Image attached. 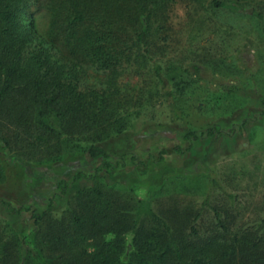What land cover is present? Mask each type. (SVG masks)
Wrapping results in <instances>:
<instances>
[{
    "label": "trees",
    "instance_id": "16d2710c",
    "mask_svg": "<svg viewBox=\"0 0 264 264\" xmlns=\"http://www.w3.org/2000/svg\"><path fill=\"white\" fill-rule=\"evenodd\" d=\"M245 1L216 0L214 6L255 15L264 26L263 15ZM173 2L0 0L3 152L38 165L71 155L99 162L94 174L80 171L71 181H59L45 204L0 200V264H218V252L228 255L222 244L213 242L199 246L193 257L178 240L173 224L147 202L134 205L86 187L120 168L156 164L169 154L164 149L146 160L134 153L116 158L105 143L128 127L123 116L127 105L117 87L126 72L142 75L152 63L154 80L162 88L167 85L152 50L154 33L166 27L160 19H166ZM43 11L48 24L42 32L37 15ZM193 69L198 73V67ZM184 73L192 74L190 69ZM260 103L264 109V97ZM224 135L220 125L187 130L180 138L188 147L179 144L173 153L186 154L195 142ZM64 202H75L72 214L58 215ZM25 216L33 229L22 232L12 226ZM215 216L220 222V214ZM4 218L9 219L5 226Z\"/></svg>",
    "mask_w": 264,
    "mask_h": 264
},
{
    "label": "rangeland",
    "instance_id": "374dc122",
    "mask_svg": "<svg viewBox=\"0 0 264 264\" xmlns=\"http://www.w3.org/2000/svg\"><path fill=\"white\" fill-rule=\"evenodd\" d=\"M214 1L174 0L160 19L166 27L154 33L152 58L165 72V88L154 80L152 63L142 75L126 72L117 86L128 127L105 143L108 151L116 158L134 153L140 160L164 149L169 154L156 164L120 168L86 187L134 205L147 202L173 224L193 257L199 246L214 242L228 254L218 252V264H264V26L255 15L233 14ZM245 2L264 17V0ZM47 18L44 11L37 15L42 32ZM214 125L226 135L195 142L186 154L173 153L175 146L189 145L180 133ZM69 157L38 165L12 159L0 147V200L45 204L59 181H71L80 171L94 174L99 164ZM75 208V202H64L58 215ZM12 226L34 228L28 216Z\"/></svg>",
    "mask_w": 264,
    "mask_h": 264
}]
</instances>
